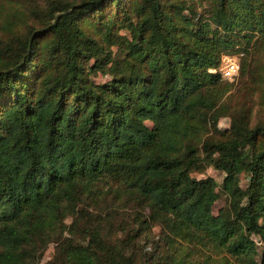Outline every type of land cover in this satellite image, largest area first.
<instances>
[{"label": "trees", "instance_id": "16d2710c", "mask_svg": "<svg viewBox=\"0 0 264 264\" xmlns=\"http://www.w3.org/2000/svg\"><path fill=\"white\" fill-rule=\"evenodd\" d=\"M33 4L0 0V264L51 242L48 264H264V121L220 128L233 80L211 70L264 48V0ZM104 179L140 206L125 237L84 207Z\"/></svg>", "mask_w": 264, "mask_h": 264}, {"label": "rangeland", "instance_id": "374dc122", "mask_svg": "<svg viewBox=\"0 0 264 264\" xmlns=\"http://www.w3.org/2000/svg\"><path fill=\"white\" fill-rule=\"evenodd\" d=\"M21 1L23 5L27 2H31L38 7H43L51 2V0ZM251 46L249 52L244 49H239L232 53H222V56L224 54L235 55L240 60L239 75L231 81L232 88L227 93L224 100V107L228 113L224 114L219 120V127L224 130L230 128L234 117H240L242 115L248 116L251 125L264 121V48L260 46L253 48ZM237 47H239V45H237ZM243 62L245 63V68ZM95 77L97 81H104L108 78V76L101 74H98ZM193 174L198 177L212 175L219 183H222L225 171L217 169L212 165H208L204 170H196ZM247 181L246 174L243 172L241 175L242 185L246 186ZM126 189L127 188L119 182L109 179L100 180L93 186L91 202H89L87 206L81 204L91 212V216H110L113 225L112 233L114 236L125 237L127 235L130 228L132 229V227L135 226V216L138 211L137 209L140 208L139 204L130 198ZM227 204L228 198L226 194H222L215 202L213 208L214 212L217 213L221 207H225ZM72 219L73 217L69 216L67 222L70 224ZM159 232L160 226H153L152 233L156 236V239L159 238ZM56 246L57 242H51L47 246L41 257L40 264H48L52 261L57 250ZM259 249V251L262 252L263 245H260ZM206 251L211 253L204 248L194 252L196 260L201 261L205 256ZM223 254L225 253H211V255L217 259L219 264H223Z\"/></svg>", "mask_w": 264, "mask_h": 264}, {"label": "built area", "instance_id": "2783aa9c", "mask_svg": "<svg viewBox=\"0 0 264 264\" xmlns=\"http://www.w3.org/2000/svg\"><path fill=\"white\" fill-rule=\"evenodd\" d=\"M212 71L219 70L222 76L228 80H234L240 72V60L235 55L224 54L221 64L218 68H211ZM257 242H260V237L255 236Z\"/></svg>", "mask_w": 264, "mask_h": 264}]
</instances>
